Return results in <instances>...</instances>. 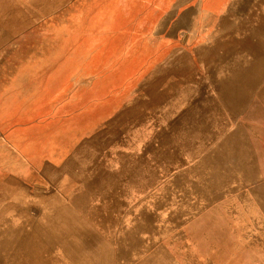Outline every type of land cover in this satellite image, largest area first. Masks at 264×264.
<instances>
[{"label":"rangeland","instance_id":"rangeland-1","mask_svg":"<svg viewBox=\"0 0 264 264\" xmlns=\"http://www.w3.org/2000/svg\"><path fill=\"white\" fill-rule=\"evenodd\" d=\"M11 86L0 264H264V0H0Z\"/></svg>","mask_w":264,"mask_h":264},{"label":"crops","instance_id":"crops-1","mask_svg":"<svg viewBox=\"0 0 264 264\" xmlns=\"http://www.w3.org/2000/svg\"><path fill=\"white\" fill-rule=\"evenodd\" d=\"M27 69L20 68L18 73L24 75ZM5 101L0 100V140L5 143V148L19 154L20 157L32 161L34 159L48 160V162H57L64 157V153L59 152L57 145H50L47 152L43 153L36 148V141L30 133L32 128L27 130L23 127H17L16 120L22 119L25 116H33L32 108L28 106L27 86H11L5 90ZM30 132V133H29ZM54 149H58L57 151Z\"/></svg>","mask_w":264,"mask_h":264}]
</instances>
